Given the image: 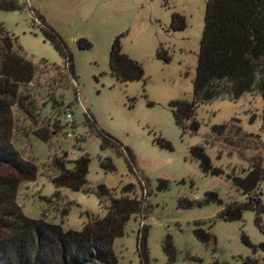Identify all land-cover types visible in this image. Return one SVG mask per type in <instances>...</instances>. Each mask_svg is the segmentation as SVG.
I'll return each mask as SVG.
<instances>
[{
  "label": "rangeland",
  "instance_id": "rangeland-1",
  "mask_svg": "<svg viewBox=\"0 0 264 264\" xmlns=\"http://www.w3.org/2000/svg\"><path fill=\"white\" fill-rule=\"evenodd\" d=\"M17 1L24 8L0 10V23L17 39L23 55L39 66L33 83L22 89L32 115L13 109L11 142L24 160L38 167L36 180L23 182L18 190L17 203L24 214L80 231L92 216L105 215L96 195L99 186L119 196L124 186L132 184L134 196L144 200L145 208L141 215L131 217L123 236L114 240L117 264H140L136 241L141 227L148 228V264H169L163 250L167 237L175 251L172 264H243L246 257L264 263V252L259 249L264 244V180L260 185L263 230L255 224L252 211H245L240 221H224L218 216L226 204L245 201L226 175L244 176L256 160L264 165L262 97L254 92L237 100L199 104L196 134L183 133L169 108L173 101H193L206 0ZM36 14L66 43L76 80L66 76L63 60L45 40ZM173 14L184 17L183 30H171ZM120 35L122 52L141 64L143 81L119 83L110 76L111 45ZM80 39L88 41L91 48L79 49ZM159 51L167 53L168 63L157 58ZM42 62L46 64L40 65ZM67 113L72 115L71 123ZM233 119L249 137L216 139L212 127ZM39 128L47 131L48 142L34 135ZM98 130L130 151L132 172L125 152L101 150ZM159 138L172 149L160 148L156 143ZM192 146L204 147L212 166L224 174L204 175L198 162L189 157ZM64 155L71 162L89 156L86 191L56 189L52 184L50 163ZM105 159L111 160L114 172L101 168ZM159 180L168 182L166 190H158ZM210 192L216 193L223 205H180L181 200H203ZM196 223H202L201 228L208 230L215 242L199 241L194 234ZM242 234L256 247V253L242 242Z\"/></svg>",
  "mask_w": 264,
  "mask_h": 264
},
{
  "label": "trees",
  "instance_id": "trees-1",
  "mask_svg": "<svg viewBox=\"0 0 264 264\" xmlns=\"http://www.w3.org/2000/svg\"><path fill=\"white\" fill-rule=\"evenodd\" d=\"M24 8L17 0H0V10L20 11ZM40 30L63 60L66 76L76 80L73 56L61 36L39 15ZM184 17L173 14L171 30L185 28ZM116 37L109 55V73L119 83L143 81L141 64L122 52L121 38ZM78 48L87 50L91 44L85 39L77 41ZM157 58L168 63L169 56L159 51ZM46 64L42 62L40 65ZM58 69V67H53ZM39 66L28 60L17 44V39L9 34L0 23V264H117L113 242L122 237L131 217L144 212V200L134 196L135 187L128 184L116 196L105 186H99L96 195L105 210L103 217H91L80 231L64 229L61 224L49 222L43 217L30 218L17 203V194L23 182H33L37 178L38 167L24 160L11 142L14 130L13 109H21L32 115L28 109V98L22 89L33 83ZM258 93L263 99L262 129L264 131V0H206L203 31L199 43L195 77L193 79V101H173L169 104L175 125L183 132L196 134L200 123L195 119L199 104L216 99L237 100L248 93ZM54 103V102H53ZM56 106H53L54 108ZM31 110V109H30ZM64 114V112H63ZM56 126V124H55ZM101 150L112 149L117 154L126 153L129 171L132 172V155L128 149L108 133L98 130ZM216 139L227 135L244 137L237 120L225 125L213 126ZM34 135L48 142V133L39 128ZM160 148L171 150V145L159 138ZM231 145V143H228ZM191 160L198 162L204 175L221 176L223 171L212 166L202 146H192L188 150ZM66 156L55 157L50 163L51 182L56 189L86 191V177L90 158L82 155L77 160L67 161ZM71 164V165H70ZM105 172H114L110 159L101 162ZM237 191L244 196V202L226 204L219 213L224 221H240L245 211L255 213L254 222L261 228L260 185L264 180L262 160L251 163L244 176L226 175ZM168 182L159 180L158 190H166ZM57 196V195H56ZM223 205L216 193L210 192L200 201L181 200L185 208L201 207L208 204ZM67 210H63V215ZM196 223L195 237L204 244L215 242L208 230ZM262 229V228H261ZM263 230V229H262ZM147 227L138 232L136 248L140 264H148ZM242 242L251 247L248 238L242 234ZM264 252V244L259 245ZM163 250L169 264L174 261L175 251L170 237ZM243 264H260L254 257H246ZM264 264V263H262Z\"/></svg>",
  "mask_w": 264,
  "mask_h": 264
},
{
  "label": "built area",
  "instance_id": "built-area-1",
  "mask_svg": "<svg viewBox=\"0 0 264 264\" xmlns=\"http://www.w3.org/2000/svg\"><path fill=\"white\" fill-rule=\"evenodd\" d=\"M66 119L68 120L69 123H71L72 122V115L70 113H67Z\"/></svg>",
  "mask_w": 264,
  "mask_h": 264
}]
</instances>
